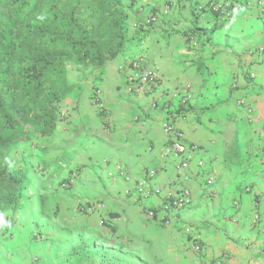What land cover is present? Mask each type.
I'll return each mask as SVG.
<instances>
[{
	"label": "crops",
	"instance_id": "obj_1",
	"mask_svg": "<svg viewBox=\"0 0 264 264\" xmlns=\"http://www.w3.org/2000/svg\"><path fill=\"white\" fill-rule=\"evenodd\" d=\"M210 1L135 0L127 50L133 52L102 71L70 75L77 91L64 104L68 122L15 153L33 194L2 215L0 264H213L222 256L227 264H264V53H257L264 10L260 0H236L231 20L196 14L200 2ZM165 7L171 11L161 22L149 21ZM137 57L143 71H156L159 84L129 94L127 67ZM94 90L104 113L91 103ZM163 123L197 146L187 169H177L183 157L166 154L171 138ZM121 167L129 181L120 177ZM75 170V184L65 187ZM149 171L155 178L140 186ZM207 175L216 178L212 189ZM182 188L191 191L190 207L165 225L164 200ZM90 202L107 210L81 213ZM185 226L200 235L201 253L193 251Z\"/></svg>",
	"mask_w": 264,
	"mask_h": 264
},
{
	"label": "trees",
	"instance_id": "obj_2",
	"mask_svg": "<svg viewBox=\"0 0 264 264\" xmlns=\"http://www.w3.org/2000/svg\"><path fill=\"white\" fill-rule=\"evenodd\" d=\"M134 5L0 0V216L20 208L30 185L15 158L20 145L37 144L66 123L64 104L77 91L71 67L96 73L127 52Z\"/></svg>",
	"mask_w": 264,
	"mask_h": 264
},
{
	"label": "built area",
	"instance_id": "obj_3",
	"mask_svg": "<svg viewBox=\"0 0 264 264\" xmlns=\"http://www.w3.org/2000/svg\"><path fill=\"white\" fill-rule=\"evenodd\" d=\"M237 6L236 0L220 4L217 0H212L208 3L200 2L196 7V14L200 15L203 12H211L219 17L223 18L224 20H231L235 15V7ZM259 6L263 8L264 10V0L259 1ZM169 7H165L161 12L158 14H153L149 21L152 23H159L162 20V16L167 15L170 12ZM190 43L192 46L196 47L198 45L196 36L192 35L189 37ZM258 54L264 53V45L260 46L257 49ZM142 63L143 60L141 58H135L130 60L128 63V76H127V92L129 94H134L136 91H138L142 87L147 88H154L159 84V76L156 73V71L153 70H142ZM74 68L71 67L70 70ZM91 103L99 113H104L105 106L102 101L101 92L99 90H95L94 93H92L91 96ZM238 104L241 108H243L249 115L253 114V110L248 104L247 101L244 99H241L238 101ZM62 118L65 120L67 117L66 114L61 115ZM105 124L106 129L108 131L111 130V122L109 121V118H105ZM163 131L170 136L171 138V144L168 146L166 150V154L174 153L180 157H183V161L181 164L177 165L178 170H184L189 167L190 160L192 159L193 155L198 151L197 146L191 145L187 146L184 143L185 135L178 129L174 128L172 125H169L168 123L162 124ZM264 129V124H263ZM119 175L123 179L129 181L131 179V174L128 172L127 169L121 167L119 170ZM78 171H72L69 180L66 182L65 186L67 188L74 185L76 179L78 178ZM156 176V173L154 171H149L145 174V177L140 181V186L146 187L148 185V182L153 180ZM216 184V178L213 175H207L205 177V185L208 188H213ZM32 194V193H31ZM192 202V195L191 191L188 188H182L180 192L176 195L168 194L166 199L164 200L162 210L169 215L167 219L164 221L165 225H170L172 220V215L176 214L178 212L184 211L190 207V204ZM107 210V206L105 203L100 202H90V203H84L79 207V211L83 214H93V213H101ZM148 218L151 220L156 219V212L154 210H149L147 212ZM105 218L102 219L100 222L101 225L105 223ZM115 221H119L120 218H115ZM258 222V217L255 218L254 223ZM185 233L190 236L193 240V251L196 253H201L203 251V245L201 241V237L199 234H196L194 231V228L191 226H185ZM34 238H38L41 240H44L45 237L41 236L38 233L33 234ZM127 240V238L125 237ZM213 264H227L226 259L224 256L221 258H218Z\"/></svg>",
	"mask_w": 264,
	"mask_h": 264
},
{
	"label": "clouds",
	"instance_id": "obj_4",
	"mask_svg": "<svg viewBox=\"0 0 264 264\" xmlns=\"http://www.w3.org/2000/svg\"><path fill=\"white\" fill-rule=\"evenodd\" d=\"M64 114H66V118H65V120H64V122H68V119H69V115L66 113V111H64L63 112ZM62 113V114H63ZM78 171V170H77ZM79 172V171H78ZM76 182V181H75ZM66 184V183H65ZM75 184V183H74ZM73 186V185H72ZM66 187V186H65ZM70 188V187H69ZM29 193V195H32L33 193L32 192H28ZM32 193V194H31ZM0 222H3V217L2 216H0Z\"/></svg>",
	"mask_w": 264,
	"mask_h": 264
},
{
	"label": "rangeland",
	"instance_id": "obj_5",
	"mask_svg": "<svg viewBox=\"0 0 264 264\" xmlns=\"http://www.w3.org/2000/svg\"><path fill=\"white\" fill-rule=\"evenodd\" d=\"M130 46H131V45H130ZM132 52H133V51L130 50V51H128L127 53H128V54H131ZM75 71H77V69L74 67V69H71V70L69 71L70 75H71V74H72V75L75 74Z\"/></svg>",
	"mask_w": 264,
	"mask_h": 264
}]
</instances>
